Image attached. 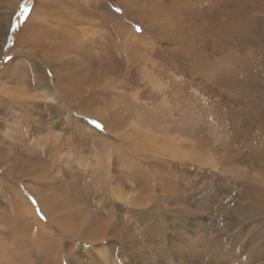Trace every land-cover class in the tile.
Here are the masks:
<instances>
[{
    "label": "rangeland",
    "instance_id": "374dc122",
    "mask_svg": "<svg viewBox=\"0 0 264 264\" xmlns=\"http://www.w3.org/2000/svg\"><path fill=\"white\" fill-rule=\"evenodd\" d=\"M3 57L0 264H264V0H0Z\"/></svg>",
    "mask_w": 264,
    "mask_h": 264
},
{
    "label": "trees",
    "instance_id": "16d2710c",
    "mask_svg": "<svg viewBox=\"0 0 264 264\" xmlns=\"http://www.w3.org/2000/svg\"><path fill=\"white\" fill-rule=\"evenodd\" d=\"M32 7V3L31 2H28L27 4H25L22 9H21V12H20V17L23 19L24 16L26 15V13L29 11V9ZM20 22V21H19ZM15 28H16V25H15ZM12 45H9V48H11ZM5 57V56H4ZM3 57V60L0 62V65L4 62V60L7 58V56L5 57L4 59Z\"/></svg>",
    "mask_w": 264,
    "mask_h": 264
},
{
    "label": "snow or ice",
    "instance_id": "6c2138e0",
    "mask_svg": "<svg viewBox=\"0 0 264 264\" xmlns=\"http://www.w3.org/2000/svg\"><path fill=\"white\" fill-rule=\"evenodd\" d=\"M117 11H119V9H117ZM136 31H141V29L139 27H137ZM91 123H93L96 127H101L100 124H98L96 121H91Z\"/></svg>",
    "mask_w": 264,
    "mask_h": 264
},
{
    "label": "bare ground",
    "instance_id": "6f19581e",
    "mask_svg": "<svg viewBox=\"0 0 264 264\" xmlns=\"http://www.w3.org/2000/svg\"><path fill=\"white\" fill-rule=\"evenodd\" d=\"M49 98H50L51 100H53V96H52V95H50Z\"/></svg>",
    "mask_w": 264,
    "mask_h": 264
}]
</instances>
